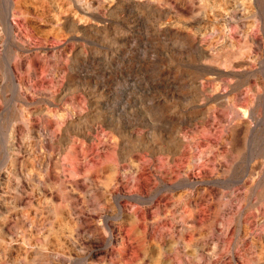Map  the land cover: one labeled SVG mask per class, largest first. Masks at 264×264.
<instances>
[{
    "label": "rangeland",
    "instance_id": "rangeland-1",
    "mask_svg": "<svg viewBox=\"0 0 264 264\" xmlns=\"http://www.w3.org/2000/svg\"><path fill=\"white\" fill-rule=\"evenodd\" d=\"M0 264H264V0H0Z\"/></svg>",
    "mask_w": 264,
    "mask_h": 264
},
{
    "label": "bare ground",
    "instance_id": "bare-ground-1",
    "mask_svg": "<svg viewBox=\"0 0 264 264\" xmlns=\"http://www.w3.org/2000/svg\"><path fill=\"white\" fill-rule=\"evenodd\" d=\"M135 1V0H134ZM144 1V0H143ZM3 2V1H2ZM131 2V1H130ZM81 3H83V2H81ZM150 3V2H149ZM107 4V3H106ZM114 4V3H113ZM117 4H118V2H117ZM121 4H123V3H121ZM145 4H146V2H145ZM16 5V4H15ZM85 5H88V4H85ZM108 5H110V4H107V6ZM143 5V4H142ZM148 5V4H147ZM4 6V5H3ZM12 6V5H11ZM103 6V5H102ZM134 6V5H133ZM85 7V6H84ZM91 7H93V6H91ZM104 7V6H103ZM146 7V6H145ZM151 7V6H150ZM102 8V7H101ZM87 9V8H86ZM108 9V8H107ZM132 9V8H131ZM85 11V10H84ZM90 11V10H89ZM88 11V12H89ZM97 11V10H96ZM110 11V10H109ZM119 11V10H118ZM113 12V11H112ZM20 13V12H19ZM8 14V13H7ZM22 14V13H21ZM24 14V13H23ZM10 15H11V13H10ZM6 16H8V15H6ZM10 18V17H9ZM200 18V17H199ZM202 18V17H201ZM7 19V18H6ZM9 20V19H8ZM8 20H5V21H7L8 22ZM201 20L202 19H200V22H201ZM70 22V21H69ZM72 22V21H71ZM8 23H10V22H8ZM198 23H199V21H198ZM11 24V23H10ZM9 24V25H10ZM3 25V24H2ZM7 25V24H6ZM7 27V26H6ZM137 27V26H136ZM5 29V28H4ZM109 178H110V176H109ZM111 234V233H110ZM111 236V235H110Z\"/></svg>",
    "mask_w": 264,
    "mask_h": 264
}]
</instances>
